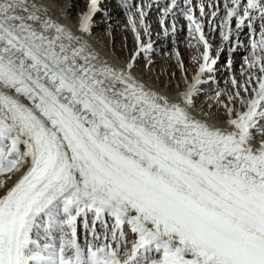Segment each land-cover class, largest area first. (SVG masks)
I'll list each match as a JSON object with an SVG mask.
<instances>
[{"label": "snow or ice", "instance_id": "obj_1", "mask_svg": "<svg viewBox=\"0 0 264 264\" xmlns=\"http://www.w3.org/2000/svg\"><path fill=\"white\" fill-rule=\"evenodd\" d=\"M113 3L132 42L109 58L91 43L108 0L75 31L0 0V264H264V0ZM160 30L178 80L152 75ZM222 65L230 87L199 104Z\"/></svg>", "mask_w": 264, "mask_h": 264}, {"label": "bare ground", "instance_id": "obj_2", "mask_svg": "<svg viewBox=\"0 0 264 264\" xmlns=\"http://www.w3.org/2000/svg\"><path fill=\"white\" fill-rule=\"evenodd\" d=\"M85 2L82 3L81 7L78 9L77 13L75 12V5L78 4L77 1L75 0H43V2L51 9V11L53 13H55V18L60 19L62 23L67 24L69 27H71L74 31L77 28L78 25V20H79V15L86 10V4L88 2V0H84ZM195 2H199V0H195ZM108 4L110 5L109 7V11L112 13V21H113V28L115 29L113 31V33L111 35H108L107 32L104 29L103 25H100L96 28H94V33H97V35H94L91 37V43H93L94 45L97 46L98 50L101 51L102 53H104L105 55L109 56V58H111V52L113 51V45H112V41L114 39V37H117V30L120 29L119 25L120 22L118 20L123 19L124 21H127V18L123 15L122 10H117L115 4L113 3V0H108ZM113 6V7H112ZM65 10L67 11V16L64 17L61 15V11ZM72 15H75L74 17H72ZM198 15V13H197ZM98 19V18H97ZM159 20V14H157L156 10L153 9L152 12V23L153 26L155 27V23ZM178 27H185L187 25V21H185L183 18L178 20ZM161 31V35L159 37H156L154 35V40L155 41V47L157 49V51L153 54V59L156 60L158 59L159 56L163 55L166 58L167 55L165 54L167 51L168 46H172L171 44V39H165L162 35V30ZM206 33H207V29H206ZM100 35V37L98 38L97 36ZM128 38L129 40L132 42V35L130 33V31L128 30L127 32ZM181 31L178 33L177 37H180ZM215 37V36H214ZM212 37V39H217L220 38L218 35H216V37L214 38ZM247 37L246 35V30L245 33H242V39L243 42L245 44L249 43L248 41H244ZM220 41V40H219ZM189 43V41L187 42ZM117 42L115 45V51L116 52H121L117 49ZM170 46V47H171ZM182 44H180L179 42L177 43V47L179 48V50L181 49ZM130 47H131V43H130ZM123 54L126 56L127 55V50H123ZM245 54V55H244ZM248 55V52L245 51L243 48H241L238 52H236L233 56V60H234V70L237 68L238 64L241 63V67H239L237 70L238 72H234V74L236 75V77L239 79L240 78V74H241V70H242V65L244 63V57ZM240 65V64H239ZM169 66V70L172 69L173 64L167 60L166 62H164V66H163V70H161L158 66H155V68L153 69L152 75H156L158 73H164L163 78L166 80L168 79V69H166L167 71L165 72V68ZM195 68L196 65L194 63V66L192 67L191 70L188 71V76L189 79L192 78V76L195 74ZM145 71H147V69H145ZM231 76V73L227 72L224 68V66L222 65L220 68V72L217 74V78L219 80V85H212V89L209 90L207 88V86H205V90L209 91V96H201L200 100L198 101L199 104L203 105L206 104L208 102V100L210 99V96L212 94V92L214 90H216L217 88L219 89H226L228 87H230V84H226V81H229ZM179 79V77H177V80ZM149 84L152 83V81L149 79L147 81ZM222 119V117H221ZM81 236H83V229L81 228Z\"/></svg>", "mask_w": 264, "mask_h": 264}, {"label": "rangeland", "instance_id": "obj_3", "mask_svg": "<svg viewBox=\"0 0 264 264\" xmlns=\"http://www.w3.org/2000/svg\"><path fill=\"white\" fill-rule=\"evenodd\" d=\"M75 1L78 2V4L75 5L76 6L75 7V12L77 13L78 9L81 7L82 3H84L85 1L84 0H75ZM74 16L75 15H72V17H74ZM118 21L120 22V25H119L120 29L116 31L117 32V37H114V41H115V45H116V42L118 44L117 45V49L119 51H122V45L125 42V38H127V41L129 43V46H130L131 41L129 40L128 35H127L128 27H127L126 21H124L123 19H120ZM181 34L182 35L180 37H177V41L180 44H182L180 51L183 54V58H184V60L186 62V65H187V68H188V71H189L194 66L195 61H194L193 57L197 53H196L195 49L190 48L188 46V43L187 42L189 41L190 37L188 36V32H187L186 26L184 28L182 27ZM94 35H97V33H94ZM97 37L99 38L100 35H98ZM219 40H220V38L212 39V42L215 45V44H217L219 42ZM244 41H248V38H246ZM170 46L165 47V48H167V51L168 52H171V50H172V46L171 47ZM166 58H168V56ZM167 60H169V59H165V57L163 55L159 56L158 59L155 60L156 61V66H158L161 70H163L164 62H166ZM170 62L173 64L171 70L176 71L177 72V77H179V71L177 69H175V60H171ZM239 64H238L237 68L234 70L235 73L238 72L237 69L239 67H241V63H239ZM141 65L143 66V60L141 61ZM166 69L169 70V66H167L165 68V72L167 71Z\"/></svg>", "mask_w": 264, "mask_h": 264}]
</instances>
